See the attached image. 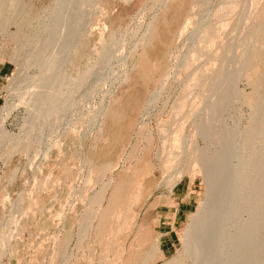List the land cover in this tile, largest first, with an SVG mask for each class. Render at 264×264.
Instances as JSON below:
<instances>
[{"label": "rangeland", "instance_id": "1", "mask_svg": "<svg viewBox=\"0 0 264 264\" xmlns=\"http://www.w3.org/2000/svg\"><path fill=\"white\" fill-rule=\"evenodd\" d=\"M80 1L82 2L79 0V4L77 3L78 12H85L86 16L80 23L82 28L80 27L77 36L68 34L66 39L70 38V43L79 40L81 47L77 48L72 57L74 63L67 70L76 77L80 71L91 68L83 87L74 93L71 115L52 131L48 136L49 140L44 137L38 145L32 144L30 150L20 146L15 153L12 151L11 154L10 151L6 153L8 156L0 157V224L8 222L15 225L0 226V240H4L0 243V264H138L154 247L156 261L153 264H164L179 255V234L188 227L189 216L198 206L204 193L205 187L199 174V166L189 161L194 150L191 147H203L204 142L198 137L194 139L195 144H191L194 126L192 120H189L190 122L186 123L188 125L185 124L183 128L184 152L173 161L162 163L159 160L161 135L157 125L164 119H170L171 105L182 93L180 83L184 80V75L178 73L176 61L172 58L177 53L185 52L182 38L177 35L185 26H188V34L192 26L185 23L202 21L209 12L211 15L210 10L221 0H209L208 8L203 10L197 6L201 0H167L164 5H154L150 2L154 0ZM22 2V5L29 8L28 26L25 31L27 30L28 35L38 32V43H42L45 35L38 27L37 19L45 16L56 0ZM242 2L225 18L227 26L223 25L217 41L219 43L214 47V51L234 42L232 39L235 40L236 36L243 34L247 29L245 26L250 23L260 21L261 18L264 22V14L260 10L264 0ZM248 8L251 9L250 21H242L243 13ZM200 13L205 17L202 18ZM210 15V19L219 21L217 16L213 18ZM16 22L20 23L19 20ZM150 22L153 24L152 29L147 33V25ZM18 23L9 26L7 24L5 28L7 27L8 31L5 33L1 30L3 24L0 22V66H9V73L0 82V108L5 104L12 106L4 125L5 130L11 134H17L25 123L26 111L24 106L18 103L19 96L13 92V77L26 53L25 48L29 53L31 45L30 38L24 37L21 51H16L20 54L13 52L18 45L10 34L16 31L15 25ZM263 32L264 29L255 32L257 39L255 43L251 42L250 47L253 58L251 61H254L248 62L251 67L246 66L247 71L245 70L237 83L239 99L223 116H227L230 127L236 125L240 132L250 133L248 129H251L250 119L257 106V93L260 82L264 81ZM70 35H73L74 41ZM104 43V46L111 47L114 56L105 66L99 59L102 53L100 47L103 49L101 44ZM61 62L62 69H65V61L63 64L61 59L60 66ZM98 63L100 65H96ZM215 63L217 64L209 60L206 66L216 67ZM152 66H156L153 73L150 71ZM30 67L28 75H36L37 67ZM77 67H80L79 70ZM142 69L146 73L150 71L152 75L145 73L144 78L140 72ZM167 71L170 72L164 80L163 76ZM173 73L183 77L178 79ZM162 80L164 86L160 83ZM262 102L264 105V99ZM33 129L31 128L32 134L36 131L34 129L33 132ZM263 134L259 143H264ZM144 164L151 169L147 171L149 174L138 178L140 187L132 195L138 197H134L136 202L121 206L122 216L130 215L133 219L125 216V220L109 227L98 220L100 218L92 216L86 223L87 234L83 240H78V244V223L87 208L85 203L90 204L88 201L93 193L105 189L100 199L101 205H96L94 211H99L96 209L98 206L99 209H105L109 201L117 198L120 192L119 182L127 169L131 166L141 169ZM106 236L110 239L106 240ZM166 240H169L168 244L165 243ZM59 244H64L66 248L64 256L57 251L56 246ZM66 256L71 258L65 263L63 258Z\"/></svg>", "mask_w": 264, "mask_h": 264}, {"label": "bare ground", "instance_id": "2", "mask_svg": "<svg viewBox=\"0 0 264 264\" xmlns=\"http://www.w3.org/2000/svg\"><path fill=\"white\" fill-rule=\"evenodd\" d=\"M85 1L89 2L90 0ZM242 1L221 0L216 6L214 5L213 10H210L211 15L209 12L210 16H217L219 18V23L217 21L215 22L214 19H210L209 15L207 16V9V17L202 19V21L185 23L192 26H190L191 29H189L190 32L188 34H186L188 26H185L181 29L182 31L180 30V34L177 35L182 38L181 43L185 47H183L185 52L181 53L179 51L180 53H177L172 58L176 61L175 67L178 69V73L184 75V80L180 83L182 86L181 95L179 97L177 96L171 105L172 114L169 116L170 119H164V121L159 122L157 125L159 127L158 131L160 132L158 133L161 135L160 142L162 143L159 160L162 163H169L176 157L182 155L185 142L183 128L189 120H192L194 134L193 138H191V144L194 145V139L200 137L204 142V146L199 147L195 145V147H191L194 150L189 161L199 166V174L205 188L198 206L189 216L188 227L179 234L178 239L181 246L179 255L164 264H264V143L258 142L264 133V126L262 124L264 114V105L262 102L264 99V81L262 80L260 82V88L257 93L258 98L256 100L257 106L252 113V119H250L252 120L251 129H248L250 133L247 132L249 135L246 132H240L236 125L230 127L226 119L227 116L225 118L223 117L226 110L233 106L239 99L240 91L237 89V83L243 77L245 70L251 67L248 65V62L252 58L250 52V47H252L251 42L255 43L257 39L256 30L259 31L260 29L261 31V29H264L262 18L260 17V21L257 20V22L250 23L249 26L242 24L247 27L243 34L236 36L235 40L233 38L232 41L234 42L227 43L224 48H219L214 51V47H217V43H219L217 41L220 36V31H222L223 25H226L225 22L227 20L225 18ZM150 2H153V4H163L167 0H154ZM208 2L209 0H201L197 6H199V9H206ZM22 3V0H0V22L3 24V29L1 28V30L6 33L7 27L5 28V26L7 24L9 26V24L18 23L16 22L17 20L20 21V23L15 25L16 31L11 34L9 33L12 36L11 38L15 39L13 41H16L15 43L18 45L13 49V52L17 53L16 51H21L20 46L22 42H25L23 40L24 37H29L31 42V45H29V53H27L24 47L28 55L26 56V53H24L25 55H23L26 57L23 58L24 56H21L23 60L20 59L21 64H18V70L15 71V76L13 75L14 82L12 81L13 92L19 96L18 103L24 106L26 111L25 123L23 122L24 124L20 127L17 134L8 133L4 125L12 111V106L5 104L0 108L1 158L10 151L11 154L13 152L15 153L16 150L20 149V146L27 150L32 144L38 145L44 137H47L49 140L48 136L53 133L52 131L56 130L55 128L60 126L61 122L66 120V117L71 115V109L74 104V93L87 80L89 69L91 68L80 71L78 75L76 74V77H73L69 70H67L74 63L72 57L75 55L77 48L81 47V43L77 39L76 41L72 37L73 35H70V37L74 38V43L68 41L70 38L68 40L66 39L68 34L77 36L81 27L80 23L84 21L85 12H78L79 0L78 2L77 0H56L54 6L47 14L37 19L38 27L45 35L43 36L45 37L44 41H41L42 43H38L40 42L38 41V32L31 33L30 35L26 33L27 30L25 31V28L28 26L29 8H26ZM250 10L248 8L243 13L242 21H250ZM260 10L264 14V5ZM201 17L203 18L205 16L201 15ZM148 24L147 33L151 31L153 25L152 22ZM234 28L236 29L235 26ZM113 43H115L114 40ZM105 44L101 45L104 46ZM29 46L26 47L28 48ZM100 49L102 50H100V53L102 52L101 56L99 57L100 53H98L99 55L97 57H99L101 63L105 66L114 57L113 50L108 45L104 46L103 49L100 47ZM63 57L65 58L63 59ZM14 59H16L15 56ZM61 59L63 60V64L65 61V69H62V62L60 66L59 61ZM209 60L217 62V64L215 63L217 66L215 67L214 65L212 68L207 67L206 63ZM96 65L100 64L98 63ZM30 66L37 67L38 73L36 75H28L27 71L28 68H31ZM99 67L102 68L103 66ZM155 67H150L152 73L156 70ZM96 68L98 69V67ZM144 69L139 71L144 75H141V77L143 76L145 78L146 72ZM150 71L146 74L152 75V73H149ZM167 72L163 76L164 80L167 79L170 71ZM173 74L177 75L176 73ZM160 83L164 86L163 80ZM31 128L36 130L34 134H32ZM191 163L188 164L192 166ZM149 169L151 168L146 167L145 164L141 169L135 166L129 167L122 180H120L121 182H119L120 192L117 194V198L109 201L110 203L105 209H99L98 206L96 209L99 211H94L96 205H101L100 199L103 197L105 189L104 191L93 193L91 198L89 196L90 200L88 203L90 202V204L87 205L85 203L87 208L86 210L84 208L85 213H83L84 215L78 223L77 241L85 238L88 229L86 223L92 216L100 218L98 220L108 224L109 227L130 216H126V214H123L126 217L122 216L121 206H128V204L131 205L132 202H136L134 198L136 195L133 197L132 195L140 187L141 182H139L138 178L149 174L147 173ZM8 224V222L1 223L0 226L7 227ZM109 236L105 237L106 240L110 239ZM3 241L0 240V243ZM79 241L78 244H80ZM57 247V251L61 253L60 255L64 256L66 251L64 244H59ZM66 257L63 258L65 263L71 256L69 259ZM154 261H156V247L138 264H153Z\"/></svg>", "mask_w": 264, "mask_h": 264}, {"label": "crops", "instance_id": "3", "mask_svg": "<svg viewBox=\"0 0 264 264\" xmlns=\"http://www.w3.org/2000/svg\"><path fill=\"white\" fill-rule=\"evenodd\" d=\"M8 73H9V66L5 65V64H2L0 66V82L2 81L4 76H7ZM165 243L168 244L169 240H166Z\"/></svg>", "mask_w": 264, "mask_h": 264}]
</instances>
